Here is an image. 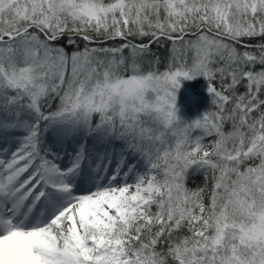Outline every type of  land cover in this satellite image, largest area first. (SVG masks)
Returning <instances> with one entry per match:
<instances>
[{
    "label": "snow or ice",
    "instance_id": "obj_1",
    "mask_svg": "<svg viewBox=\"0 0 264 264\" xmlns=\"http://www.w3.org/2000/svg\"><path fill=\"white\" fill-rule=\"evenodd\" d=\"M0 264H264V0H0Z\"/></svg>",
    "mask_w": 264,
    "mask_h": 264
},
{
    "label": "rangeland",
    "instance_id": "obj_2",
    "mask_svg": "<svg viewBox=\"0 0 264 264\" xmlns=\"http://www.w3.org/2000/svg\"><path fill=\"white\" fill-rule=\"evenodd\" d=\"M191 92H195L199 96L198 103H192V101L190 99V95H189V93H191ZM201 94L202 93L199 92L198 86L196 87V89L194 91H193V89H190L188 87V91L182 93V95L180 97V102L184 106L187 114H189V115L194 114L199 108H201V105H200V100H201L200 95ZM202 96H203V94H202Z\"/></svg>",
    "mask_w": 264,
    "mask_h": 264
},
{
    "label": "trees",
    "instance_id": "obj_3",
    "mask_svg": "<svg viewBox=\"0 0 264 264\" xmlns=\"http://www.w3.org/2000/svg\"><path fill=\"white\" fill-rule=\"evenodd\" d=\"M198 85H190V86H188L190 89H193V91L196 89V87H197ZM200 105H201V107L204 105V103H205V99H204V97L202 96V94L200 95Z\"/></svg>",
    "mask_w": 264,
    "mask_h": 264
}]
</instances>
